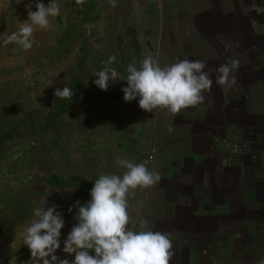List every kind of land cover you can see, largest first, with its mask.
Segmentation results:
<instances>
[{
  "label": "rangeland",
  "instance_id": "374dc122",
  "mask_svg": "<svg viewBox=\"0 0 264 264\" xmlns=\"http://www.w3.org/2000/svg\"><path fill=\"white\" fill-rule=\"evenodd\" d=\"M36 2L0 0V40L27 23L26 5L35 11ZM56 2L60 16L50 17L48 29L34 26L30 50L0 47V264H30L22 236L45 198V207L57 205L65 220L63 244L77 202L90 199L100 174L121 175L120 159L146 162L160 176L130 196L129 226L143 217L153 230L169 233L170 264H257L264 258V171L258 173L264 168V0ZM109 56L117 58L112 67L121 77L147 56L161 67L201 60L213 80L204 97L220 96L217 68L238 59L235 84L231 92L223 89L255 112L249 131L230 141L249 173L217 170L212 156L183 169L180 176L188 179L177 178L168 110L126 103V81H113L107 91L93 84L91 75ZM64 86L72 98L55 97Z\"/></svg>",
  "mask_w": 264,
  "mask_h": 264
},
{
  "label": "clouds",
  "instance_id": "9594fccd",
  "mask_svg": "<svg viewBox=\"0 0 264 264\" xmlns=\"http://www.w3.org/2000/svg\"><path fill=\"white\" fill-rule=\"evenodd\" d=\"M74 2L80 6L84 0ZM112 5L115 6V0ZM26 9L27 23L0 40V47L15 44L24 51L30 50L34 43V26L48 29L50 17L60 16L56 0H49L47 5L37 0L35 11L31 10V5H26ZM116 62L115 56H109L102 69L91 75L96 77L93 84L107 91L113 81H126L127 86L121 89L123 100L126 103L137 100L145 112L165 108L175 115L185 108L195 107L204 102V93L210 91L213 84L209 73L204 71L206 63L201 60L183 59L161 67L156 59L147 56L139 68L135 63L129 64L123 77L112 67ZM239 64L238 59L221 64L215 83L231 88ZM73 94L66 86L54 92L55 97L61 99L72 98ZM115 164L125 171L121 175L102 173L95 178L89 191L90 199L83 204L77 202L76 223L64 238L62 249L61 229L65 220L58 206L45 207V198L33 208L32 219L22 236V243L30 251V264H170L173 245L169 233L153 230L143 217L137 219L136 227L129 226L130 196L138 188L147 189L158 183L159 174L149 170L146 162L137 164L120 159ZM58 250L73 258H60L56 254ZM257 264H264V258Z\"/></svg>",
  "mask_w": 264,
  "mask_h": 264
},
{
  "label": "crops",
  "instance_id": "0c3cea01",
  "mask_svg": "<svg viewBox=\"0 0 264 264\" xmlns=\"http://www.w3.org/2000/svg\"><path fill=\"white\" fill-rule=\"evenodd\" d=\"M231 90L230 88L229 92ZM234 94L237 96L236 91ZM248 97L246 96L245 99ZM231 98L228 91L220 87V96L214 94L207 96L202 104L185 108L175 115L168 111V129H166L168 152L176 159V161L174 160L175 165L181 170L179 173L174 172L177 178L185 179L186 177L180 176L184 175L182 170L191 168L195 164V160L206 161L212 156L218 158L215 164L217 170L222 168L230 171L238 169L241 173H249L250 168L242 167L241 159L235 157L237 153L232 152L234 145H231L230 141L236 144L237 140L242 139L245 132L249 131L248 128L252 126V123L247 122L251 121L255 112L247 109V102H244V106H237L238 103ZM228 148L230 150H227ZM262 171H264L263 167L259 169L258 173L260 174ZM190 175L191 173L187 176ZM229 180L227 181L228 185L230 184ZM147 215L154 217L155 213L150 211ZM62 248L63 244H61ZM56 254L62 259L66 257L71 260L73 258L63 253L62 250H58Z\"/></svg>",
  "mask_w": 264,
  "mask_h": 264
},
{
  "label": "built area",
  "instance_id": "2783aa9c",
  "mask_svg": "<svg viewBox=\"0 0 264 264\" xmlns=\"http://www.w3.org/2000/svg\"><path fill=\"white\" fill-rule=\"evenodd\" d=\"M233 151H238V147L235 146V147L233 148Z\"/></svg>",
  "mask_w": 264,
  "mask_h": 264
}]
</instances>
